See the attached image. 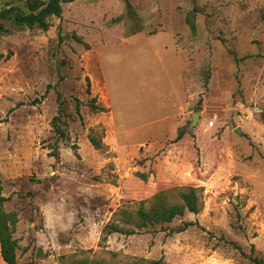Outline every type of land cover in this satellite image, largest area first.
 Listing matches in <instances>:
<instances>
[{"label":"rangeland","instance_id":"rangeland-1","mask_svg":"<svg viewBox=\"0 0 264 264\" xmlns=\"http://www.w3.org/2000/svg\"><path fill=\"white\" fill-rule=\"evenodd\" d=\"M60 94L83 120L57 157ZM0 170L20 264H260L223 237L264 259V0H74L0 34ZM190 186L198 212L127 221Z\"/></svg>","mask_w":264,"mask_h":264},{"label":"trees","instance_id":"trees-1","mask_svg":"<svg viewBox=\"0 0 264 264\" xmlns=\"http://www.w3.org/2000/svg\"><path fill=\"white\" fill-rule=\"evenodd\" d=\"M74 0H23L20 3H6L0 0V34H9L13 30L23 27L39 28L48 30L51 26V18L54 16L60 17L63 8L66 4ZM90 81H88V91ZM95 101L96 99L93 98ZM59 108L58 113L52 118V125L55 132L54 148L51 154L59 157L58 142L68 135L65 126L68 118H80L83 120L81 114V100L76 97L73 103V110L70 109L72 101L64 96L58 95ZM91 107L94 111H106L107 107L93 102ZM182 133H179L180 137ZM88 138L92 145L99 150L103 149L102 139L93 134H89ZM182 202L171 203L168 201L164 192L156 194L152 204L149 208L143 206L139 207L135 215L127 218V221L133 222L138 228L142 229L149 225L155 226L172 222L175 217L183 216L186 211L198 212L199 197L196 187L190 186L181 192ZM7 196L3 194V182L0 170V251L2 258L7 264H20L18 261V250L20 248L19 240L15 237L17 223L19 216L16 211H7L4 208V203ZM195 224V221L186 220L181 225L174 228V231L180 232ZM113 231H123L127 233L135 232L134 229H127L119 227L118 225H108L107 233ZM106 236V235H105ZM224 242L230 244L232 247L238 249L243 255H247L252 261L264 264V259L254 255L255 245H251L250 252H246L243 247L236 241L228 240L223 237ZM46 255V254H44ZM162 259L152 261V264H161ZM31 264V263H24ZM73 264H99L95 259L81 258L76 259Z\"/></svg>","mask_w":264,"mask_h":264},{"label":"water","instance_id":"water-1","mask_svg":"<svg viewBox=\"0 0 264 264\" xmlns=\"http://www.w3.org/2000/svg\"><path fill=\"white\" fill-rule=\"evenodd\" d=\"M63 63H64V61H63ZM197 118H198V114H197V112H194L191 125H193V124L196 123ZM236 131H237V132H241V129L238 127V128L236 129Z\"/></svg>","mask_w":264,"mask_h":264},{"label":"bare ground","instance_id":"bare-ground-1","mask_svg":"<svg viewBox=\"0 0 264 264\" xmlns=\"http://www.w3.org/2000/svg\"><path fill=\"white\" fill-rule=\"evenodd\" d=\"M122 83V85L124 84L123 82H121ZM129 84V83H128ZM130 85H127V87H129ZM132 97V96H131Z\"/></svg>","mask_w":264,"mask_h":264}]
</instances>
